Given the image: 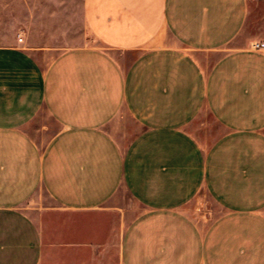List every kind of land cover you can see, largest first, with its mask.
I'll return each instance as SVG.
<instances>
[{
	"label": "crops",
	"instance_id": "obj_1",
	"mask_svg": "<svg viewBox=\"0 0 264 264\" xmlns=\"http://www.w3.org/2000/svg\"><path fill=\"white\" fill-rule=\"evenodd\" d=\"M246 17V0H82L83 41L36 46L48 61L25 35L0 45V264H264Z\"/></svg>",
	"mask_w": 264,
	"mask_h": 264
},
{
	"label": "rangeland",
	"instance_id": "obj_2",
	"mask_svg": "<svg viewBox=\"0 0 264 264\" xmlns=\"http://www.w3.org/2000/svg\"><path fill=\"white\" fill-rule=\"evenodd\" d=\"M247 17L237 41L264 40V0H246ZM28 38L27 46L35 56L46 62L51 53H43L36 46L52 48V54L69 45L83 41L82 0H0V45L7 44L17 36ZM236 41V42H237ZM31 205L53 204L47 193L39 189ZM125 202L134 206L126 197ZM203 201L197 198L188 203L196 215L201 213ZM214 210V204L206 198V210Z\"/></svg>",
	"mask_w": 264,
	"mask_h": 264
},
{
	"label": "built area",
	"instance_id": "obj_3",
	"mask_svg": "<svg viewBox=\"0 0 264 264\" xmlns=\"http://www.w3.org/2000/svg\"><path fill=\"white\" fill-rule=\"evenodd\" d=\"M21 36L18 37V41H21ZM250 48L255 51H264V41H253L250 44Z\"/></svg>",
	"mask_w": 264,
	"mask_h": 264
}]
</instances>
